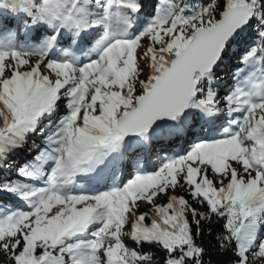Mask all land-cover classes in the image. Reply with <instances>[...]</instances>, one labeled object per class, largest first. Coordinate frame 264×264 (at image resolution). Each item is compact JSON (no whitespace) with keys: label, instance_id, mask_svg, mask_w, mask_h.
Returning a JSON list of instances; mask_svg holds the SVG:
<instances>
[{"label":"snow or ice","instance_id":"6c2138e0","mask_svg":"<svg viewBox=\"0 0 264 264\" xmlns=\"http://www.w3.org/2000/svg\"><path fill=\"white\" fill-rule=\"evenodd\" d=\"M0 264H264V0H0Z\"/></svg>","mask_w":264,"mask_h":264}]
</instances>
